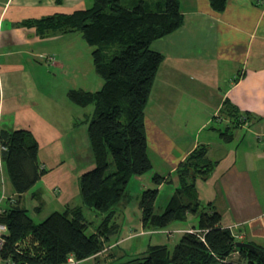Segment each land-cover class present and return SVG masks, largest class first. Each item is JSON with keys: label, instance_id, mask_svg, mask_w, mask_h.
Wrapping results in <instances>:
<instances>
[{"label": "crops", "instance_id": "1", "mask_svg": "<svg viewBox=\"0 0 264 264\" xmlns=\"http://www.w3.org/2000/svg\"><path fill=\"white\" fill-rule=\"evenodd\" d=\"M137 1L123 3L131 7ZM179 2L183 24L151 45L164 56L145 109L153 170L132 180L144 188L154 174L172 177L174 183L167 189L171 196L180 163L196 148L207 147L215 167L206 179L195 182L199 200L215 206L221 226L231 229L237 241L264 247V0H228L222 13L214 11L209 0ZM91 4V0H0V131H30L39 143L41 168L46 170L22 196L11 183L7 185L2 198L8 202L0 213L16 204L25 208L23 201L30 192L34 199L40 196L41 203L35 207L38 214L44 207L53 213L82 206L79 177L94 164L89 147L84 156L83 151L75 152L74 141H68L80 124L75 123L78 106L68 103V92L73 90L71 85L85 82L86 40L77 32L43 36L32 23L55 13L85 10ZM58 75L67 77L66 99L40 96V88L49 90L47 85ZM94 81V87L101 85L99 79ZM226 100L253 117L230 140L212 129L227 126L221 112ZM67 116L72 122H67ZM139 211L137 226L131 230L142 234L126 241L131 244L124 250L117 247L120 239L113 237L107 246L113 251L108 252L123 253L111 261L132 251L130 247L140 245L142 254L149 244H160L156 235L164 230L145 231ZM184 230L187 227L173 231ZM91 260L100 262L90 258L75 264Z\"/></svg>", "mask_w": 264, "mask_h": 264}, {"label": "trees", "instance_id": "2", "mask_svg": "<svg viewBox=\"0 0 264 264\" xmlns=\"http://www.w3.org/2000/svg\"><path fill=\"white\" fill-rule=\"evenodd\" d=\"M91 1L85 10L55 13L32 23L43 36L81 34L92 47L95 72L103 84L95 92H68L73 104L94 107L86 121L94 167L79 177L82 206L55 211L40 223L18 204L0 213V224L8 230L0 255L13 264H66L69 258H94L106 264L99 255L119 233L118 214L133 199L131 181L153 170L145 109L164 56L151 45L181 27L180 2L138 0L127 7L123 0ZM209 2L214 11L222 13L228 0ZM221 112L228 120L226 128L217 125L212 129L223 140L232 139L237 128L253 119L229 100ZM1 146L0 163L6 167L14 191L22 196L46 172L38 160L39 143L30 131L18 128L0 131ZM207 152V147H198L180 163L174 191L162 210L156 207L159 187L173 184L172 177L154 174L155 187L143 188L138 202L145 231L192 224L187 229L194 232L183 233L173 247L149 244L144 253L125 263L120 261L122 256L110 264H264L263 246H238L232 230L221 226L215 206L199 200L195 182L206 179L215 167ZM83 208L92 212L96 222L85 216Z\"/></svg>", "mask_w": 264, "mask_h": 264}, {"label": "rangeland", "instance_id": "3", "mask_svg": "<svg viewBox=\"0 0 264 264\" xmlns=\"http://www.w3.org/2000/svg\"><path fill=\"white\" fill-rule=\"evenodd\" d=\"M85 46H86V51L84 53L83 59L85 61V82L84 83H80L79 85H71L70 88H73V90H84V91H91V92H95L101 89L103 81L102 79L97 75V73L95 72V68L92 65L93 62V58H92V47L87 43L84 42ZM79 48V47H78ZM81 49V48H79ZM45 60H48L50 62L55 61L54 57H45ZM38 63V62H37ZM43 66H47L48 64L43 63L41 64ZM37 66H40V62L39 64H37ZM67 77H63L61 75H58V77H55L54 79H52L49 83V85L47 86H51L50 87V92L49 90H44V88H40L41 91L39 92L40 96H49V98H58L60 100H65V96L63 95V90L66 88L67 86V81H66ZM94 79H99L101 81V85L99 87H94L95 86V81ZM38 88V87H37ZM93 90V91H92ZM68 99V98H67ZM67 101V100H66ZM68 103H71L70 100H68ZM71 105L74 106L73 103H71ZM72 107V106H71ZM77 107V106H75ZM77 110H75V113H77V119H75V123H80L78 124V127L76 129H74V132L71 133L68 136V141H74L75 143V152L78 150V152H82L81 155L86 156L87 153H85L84 150H86L89 147V140H88V134H87V123L84 122L86 120H90L93 113H94V107L93 106H89L86 108H82V107H77ZM71 116H67V122H72L70 120ZM73 146V145H72ZM90 151V149H89ZM133 181V182H132ZM129 188H130V192L133 193V199L130 201L129 205L120 212V214H118V218L116 221H118L119 223V233L118 235L114 236V238L120 239L121 242H119V246H117L118 248L121 247L122 250H124L126 247L125 245L131 244L130 242H127L126 244H124L126 241L135 239L136 237H139L138 235H141L142 233H137V230H131V228H135L137 226V222L139 221L140 218V211L138 209V202L140 201V197H141V192L143 190V187H141V183L138 182H134V180H132ZM11 180L9 178V174L6 170V167L1 163L0 164V211L6 207L7 202L6 200H3L2 196L5 194V187L7 185H11ZM154 184L153 182L149 183L146 187H144V189H148V188H154ZM170 185L167 184L164 190H161L159 192V196L157 198L156 201V207L157 210H162L169 199V191L167 189H169ZM135 195H138V201L136 200ZM35 197H32L31 192L30 194H26L25 199L23 201V205L25 206V208L28 211V214L33 218L35 223H40L41 221H43L48 215H50L51 213L47 211V208H43L41 209V213L38 214L37 211H35V207L39 206V203H41L40 201V196H37L36 199H34ZM16 200H18V198H16ZM85 216L89 219L92 220L93 215L88 213V211H85ZM95 218H93L94 220ZM96 222V220H94ZM98 223V222H97ZM192 224H188V225H183L184 227L190 228ZM176 227H182V224H173L171 225L169 228L165 229L164 231H161L160 233H162L161 235H156V237H158V239H160V244H166L169 245L171 247H173L180 239L182 233L181 231H177V233H175V231H173L174 229H176ZM171 230V233H168L167 231ZM90 232V231H89ZM155 231H152L151 233H153ZM146 234V233H145ZM144 235V234H143ZM149 234H146L145 236H148ZM156 240V239H155ZM134 242V241H133ZM135 243V242H134ZM153 244V243H152ZM155 244H158L157 241L155 242ZM108 246V245H107ZM105 247L100 258L101 259H106V258H110L107 261H105L106 264H110L111 263V257H114L115 254L116 256L121 255V251H115L114 255L112 253H109L108 251H111L109 247ZM132 249L131 250H126V254L121 258V262L125 263L128 259H130L131 257H136L138 255H140L141 253V248L140 245L138 246H133L130 247ZM127 248V249H130ZM145 249V248H143ZM113 251V250H112ZM111 251V252H112ZM135 255H132V254ZM76 261L73 263L75 264ZM102 262H96L94 260L88 261V262H84L82 264H99ZM103 264V263H102Z\"/></svg>", "mask_w": 264, "mask_h": 264}, {"label": "built area", "instance_id": "4", "mask_svg": "<svg viewBox=\"0 0 264 264\" xmlns=\"http://www.w3.org/2000/svg\"><path fill=\"white\" fill-rule=\"evenodd\" d=\"M2 149H3V147L1 146L0 147V151ZM7 231L8 230H7L6 225L0 224V253H1V250H2V248L4 246V243H5V235H6ZM185 232H188L189 233V232H194V231L191 230V229L181 231L182 234L185 233ZM175 233H177V232H175ZM74 262L75 261H74L73 258H69L68 259V262L66 264H73ZM0 264H13V262L11 260H5V259H3V257H1V255H0Z\"/></svg>", "mask_w": 264, "mask_h": 264}, {"label": "water", "instance_id": "5", "mask_svg": "<svg viewBox=\"0 0 264 264\" xmlns=\"http://www.w3.org/2000/svg\"><path fill=\"white\" fill-rule=\"evenodd\" d=\"M237 244L238 246H242V247H250V248L253 247L250 243H245V242H238Z\"/></svg>", "mask_w": 264, "mask_h": 264}]
</instances>
